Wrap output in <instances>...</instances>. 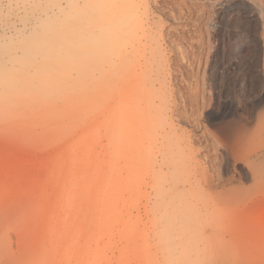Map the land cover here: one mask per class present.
I'll return each mask as SVG.
<instances>
[{"label": "rangeland", "instance_id": "1", "mask_svg": "<svg viewBox=\"0 0 264 264\" xmlns=\"http://www.w3.org/2000/svg\"><path fill=\"white\" fill-rule=\"evenodd\" d=\"M220 2L0 0V264H264V181L197 215L264 169V0Z\"/></svg>", "mask_w": 264, "mask_h": 264}, {"label": "bare ground", "instance_id": "2", "mask_svg": "<svg viewBox=\"0 0 264 264\" xmlns=\"http://www.w3.org/2000/svg\"><path fill=\"white\" fill-rule=\"evenodd\" d=\"M126 1V3H127V1L128 0H125ZM229 1H231V0H221V4H225V3H227V2H229ZM113 3L115 2V1H112ZM172 3H173V1H172ZM178 4V3H177ZM175 5V4H174ZM122 6H123V4H122ZM178 6V8H179V6L180 5H177ZM185 6V5H184ZM120 7V6H119ZM130 6H128V8H129ZM132 7H134V5L132 6ZM121 8V7H120ZM126 8V7H125ZM125 9V10H129V9ZM136 8V7H135ZM188 8V7H187ZM122 9V8H121ZM123 9H124V7H123ZM132 9V8H131ZM130 9V10H131ZM188 9H190V8H188ZM119 11V10H118ZM124 11V10H123ZM178 11V15H181L182 13H183V9L181 8V10L180 9H178L177 10ZM190 11H191V9H190ZM109 12H111V11H109ZM116 13H119V12H116ZM120 13H122V11L120 12ZM189 13V12H188ZM103 15V14H102ZM102 15H100V16H102ZM116 15V14H115ZM104 17V16H103ZM254 17V16H253ZM101 18V17H100ZM132 18V17H131ZM255 18H256V20H257V17L255 16ZM102 19V18H101ZM106 19V18H105ZM126 19V18H125ZM224 20H223V22L225 21V22H227V20L225 19V18H223ZM134 20V19H133ZM103 21V20H102ZM101 21V22H102ZM135 21V20H134ZM131 22V21H130ZM133 23L134 22H132V24L131 25H133ZM136 24V23H135ZM250 24V23H249ZM134 26V25H133ZM137 26V25H136ZM187 26V25H186ZM250 26V25H249ZM124 27V26H123ZM189 28V27H188ZM193 28V27H192ZM195 28V27H194ZM123 29V28H122ZM138 29V28H137ZM186 29H187V27H186ZM204 31V30H203ZM203 31H202V29H201V27H196L195 29H194V31H187L188 33H190V37H189V34L187 35L188 36V38H186L185 40L187 41V42H189V44L190 45H188V46H190V47H192L193 49L194 48H197V47H201L202 45H203V43H204V34H203ZM131 32V31H130ZM125 33V32H124ZM119 34V36H120V32L118 33ZM168 34V33H167ZM155 36V35H154ZM153 36V37H154ZM209 36V35H208ZM145 38V37H144ZM210 39V38H209ZM156 41V40H155ZM157 42H158V39H157ZM107 47V46H106ZM106 47H104V48H106ZM125 47H126V44H125ZM189 48V47H188ZM192 49V50H193ZM158 50V49H157ZM121 52V51H120ZM117 53V52H116ZM115 53V54H116ZM114 54V55H115ZM122 54V55H121ZM120 54V57L119 58H121V59H123V57L125 58V60L128 58V57H126L127 56V54L125 53H121ZM137 59V58H136ZM137 64H135V63H133L131 66H130V70L131 71H136L137 70ZM145 68V67H144ZM117 69H119L120 70V68H118L117 67ZM141 69V68H140ZM186 69V68H185ZM118 70V71H119ZM141 71V70H140ZM118 73V72H117ZM117 79V78H116ZM156 86H158V85H156ZM122 91V90H121ZM122 92H124V91H122ZM190 92V91H189ZM185 94V93H184ZM119 95V94H118ZM192 97H193V95H192ZM193 98H195V96L193 97ZM158 100V99H157ZM164 109V108H163ZM164 112V111H163ZM260 118L261 119H264V110H262L261 111V114H260ZM242 139V138H241ZM264 170V169H263ZM263 170H258V172L257 173H254V176H255V183H254V185L253 186H251L250 188H238L237 190H234V189H232V188H227V189H224V190H221L219 193V195L217 196V197H215V195H211V196H206V194L205 195H202L201 197H200V200H199V202H198V204H200L199 205V207H198V211H197V215L199 216V217H203L205 214H212V213H214L215 215H216V217H221V216H224L226 213H227V209H229V208H231V207H233V206H235V205H237L241 200H243L242 199V196H243V194H244V192L246 191H250V190H252L253 188H260L261 187V185H262V181H264V172H263ZM219 197V198H218ZM196 200V199H195ZM178 202V201H177ZM242 202V201H241ZM236 208V207H235ZM235 212V211H234ZM229 214V213H228ZM191 216V215H190ZM229 218V217H228ZM239 220V219H238ZM219 222V221H218ZM216 223V222H215ZM214 223V224H215ZM216 227V226H215ZM212 228H214V226H212ZM6 229L4 230V229H2V228H0V259L4 256V250H3V248L5 247L4 246V241H5V235L7 234L6 232ZM218 231V230H217ZM215 232V231H214ZM6 233V234H5ZM9 234V233H8ZM213 235V234H212ZM218 237V236H217ZM6 242V241H5ZM6 245V244H5ZM230 250V249H229Z\"/></svg>", "mask_w": 264, "mask_h": 264}]
</instances>
